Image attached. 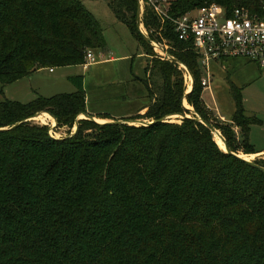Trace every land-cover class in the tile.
I'll return each instance as SVG.
<instances>
[{"label": "trees", "instance_id": "trees-1", "mask_svg": "<svg viewBox=\"0 0 264 264\" xmlns=\"http://www.w3.org/2000/svg\"><path fill=\"white\" fill-rule=\"evenodd\" d=\"M107 1L153 56L143 79L150 103L123 119L153 123L82 118L73 135L57 138L28 120L49 112L56 127H73L87 113L80 76L73 92L0 100V264H264V172L221 148L196 115L159 121L189 113L186 98L232 151L256 153L249 138L262 121L246 113L242 87L229 79L232 124L214 121L192 42L179 38L172 21L160 30L145 9L150 40H167L194 77L186 94L180 64L155 56L138 30V0ZM213 3L229 16L239 8L264 16V0H175L171 15ZM90 49L107 51V39L83 0H0L2 85L43 67L84 64ZM255 162L264 167V159Z\"/></svg>", "mask_w": 264, "mask_h": 264}, {"label": "rangeland", "instance_id": "rangeland-1", "mask_svg": "<svg viewBox=\"0 0 264 264\" xmlns=\"http://www.w3.org/2000/svg\"><path fill=\"white\" fill-rule=\"evenodd\" d=\"M83 2L101 22L107 39V51L93 50L95 60L98 62L87 68L84 64L55 67L54 71L44 67L10 84L2 85L0 82V100L8 98L27 103L38 96L73 92L77 88L73 78L80 76L86 93L87 114L104 113L115 117L113 119L131 117L136 115L142 106L150 103L143 79L146 78V67L151 59L145 53L143 43L124 22L117 19L107 0H83ZM144 12L143 9L142 18ZM143 31L148 33L144 26ZM155 53L159 54L156 50ZM112 56L114 59H109ZM202 70L203 84L209 85L204 91L203 100L213 120L221 124H232L230 119L235 112V103L230 93V79L242 87L246 113L255 115L262 121L261 124L252 125L249 142L256 152L264 149V68L256 61L244 57L213 60L209 69V83L204 82L208 77L205 67H202ZM184 78L189 90L192 82L190 74L185 72ZM186 103L189 108H193L188 101ZM175 114L177 115L172 114L174 116L168 120L182 123L183 118L180 115L182 113ZM186 114L192 117L196 115L193 111ZM139 119L150 121L148 118ZM32 121L48 125L50 135L57 138L70 136L76 127V124L73 127H54L56 121L54 123H45L41 119ZM234 129L242 140L240 129L238 127ZM250 159L254 161L264 159V153Z\"/></svg>", "mask_w": 264, "mask_h": 264}, {"label": "built area", "instance_id": "built-area-1", "mask_svg": "<svg viewBox=\"0 0 264 264\" xmlns=\"http://www.w3.org/2000/svg\"><path fill=\"white\" fill-rule=\"evenodd\" d=\"M174 1L141 0L142 12L143 9L150 8L159 19L160 30L168 20L172 21L179 38L192 42L193 48L199 54L200 68L205 67L208 73L205 83H209L210 62L213 60L244 57L256 61L264 68V16L252 15L244 8L236 9L233 15L229 16L223 6L213 3L173 17L171 11ZM151 42L154 51L159 53H155V56L172 60L166 54L170 48L167 40L154 39ZM158 47H162L163 51ZM93 60V50L90 49L86 54L84 66L87 67ZM180 68L189 72L181 64Z\"/></svg>", "mask_w": 264, "mask_h": 264}, {"label": "water", "instance_id": "water-1", "mask_svg": "<svg viewBox=\"0 0 264 264\" xmlns=\"http://www.w3.org/2000/svg\"><path fill=\"white\" fill-rule=\"evenodd\" d=\"M137 27H138V30H139V31L141 32V34L143 35L144 39H145L146 41H149V42L151 43V45H153L152 42H151L152 40H150V38H149V35H148L146 32L143 31L141 0H138V8H137ZM166 54H167V56H168L170 59H172L173 61L178 62L179 64L185 66V67L188 69V71H189L188 73L190 74V77H191V80H192V82H191V88H190L189 90H187V92H186V94H188V93L192 90V88H193V86H194V77H193L191 71L189 70V68H188L184 63L179 62V61H178L174 56H172L170 53H166ZM186 101H187L186 98H184V100H183V104H184V106H185L187 109H189L190 111H193V112L196 114V116L193 117V118H194L195 120H197V121L203 123L205 126H207V127L211 130V132L214 134V136H215V134H218V135L222 138V140H223V142H224V146H225V148H224L225 151H227V152H229V153H232V154L236 155L237 157H239V158L245 160L246 162H248V163L251 164L252 166L257 167V168H259L260 170H262V171L264 172V167L261 166V165H259L258 163H256L254 160H252V159H250V158H247V157H245L244 155H242V154H240V153H237V152H235V151H232L231 148L229 147V145L227 144V141H226L225 137L223 136V134L221 133V131H220L219 129H217V128L214 126L213 123H211V122L205 120L202 116H200L199 114H197L194 108H189V107L187 106V104H186ZM41 113H42V112H38V113H36L34 116L30 117L28 120H36V117H38ZM48 113H49V112H48ZM49 114L55 119V121H56V125H57V118H56L54 115H52L51 113H49ZM83 114L86 116V118H89V119H91V120H95V121H97L96 118H95L93 115H90V114H87V113H83ZM174 115H177V114H174ZM174 115H172V114H171V115H167V116H165L164 118L159 119V121H169L168 119H169L170 117L174 116ZM180 115L182 116V118L192 117V116H189V115H187V114H180ZM80 119H82V118L78 116L77 119H76V123H75V124H76V128H75V130L70 134V136L73 135V134L77 131V129H78V127H79V120H80ZM97 122H99V121H97ZM100 123H113V124H124V123H128V124H132V123H133V124H135V123H141L142 125H149V124L153 123V121H147V120H144V119H134V120L112 119V120L105 121V122H100ZM17 124H18V123H17ZM17 124H16V125H17ZM56 125H55L54 127H56ZM5 129H6V128H5Z\"/></svg>", "mask_w": 264, "mask_h": 264}, {"label": "crops", "instance_id": "crops-1", "mask_svg": "<svg viewBox=\"0 0 264 264\" xmlns=\"http://www.w3.org/2000/svg\"><path fill=\"white\" fill-rule=\"evenodd\" d=\"M146 54H147V52H145ZM147 56H149L150 57V59L152 58V55H150V54H147ZM109 59H111V60H113L114 59V57L112 56L111 58H109ZM109 59H105V60H109ZM98 61H96L95 60V57H94V60L93 61H91L88 65H87V67H89V66H91L92 64H95V63H97ZM212 65V61L210 62V66ZM66 67H68V66H66ZM85 67V66H84ZM87 67H85V68H87ZM44 68V67H43ZM47 68H49V67H47ZM41 69V68H40ZM50 69V71H54V69L53 68H49ZM51 69H53V70H51ZM202 70V69H201ZM37 71H39V69L37 70ZM37 71H35L34 73H36ZM202 72H203V70H202ZM34 73H32V74H34ZM31 74V75H32ZM204 74H205V72H204ZM211 81V80H210ZM209 86V85H208ZM208 86H205V89L208 87ZM205 89H204V91H205ZM203 94H204V92H203ZM86 101H87V99H86ZM86 104H87V102H86ZM148 104V103H147ZM147 104H145L144 106H142L139 110H138V113H144L145 112V110H146V108H144ZM104 113H100V114H94L93 116L95 117V118H97V119H102V120H104V121H109V120H112L113 118H115V117H112V118H103V117H101V115H103ZM223 118H224V116H222ZM120 118H122V117H119V118H116V119H120ZM126 118V117H125ZM123 119V118H122ZM230 121H231V119H230ZM76 128V127H75ZM75 130V129H74ZM264 153V149H261V150H259L258 152H256V153H250V154H247V155H249L250 157H251V155H254V156H256V155H259V154H263ZM243 154H245V153H243ZM249 157V158H250Z\"/></svg>", "mask_w": 264, "mask_h": 264}, {"label": "bare ground", "instance_id": "bare-ground-1", "mask_svg": "<svg viewBox=\"0 0 264 264\" xmlns=\"http://www.w3.org/2000/svg\"><path fill=\"white\" fill-rule=\"evenodd\" d=\"M159 48V50L160 51H163L162 50V47H158ZM191 88V86L189 87V89ZM187 104V103H186ZM79 117H86L84 114H80L79 115ZM36 119H41L42 120V122H45V123H49V122H51V123H54L55 122V119L48 113V112H42L38 117H36ZM96 120L97 121H99V122H104V120H102V119H97L96 118ZM56 124V123H55ZM215 139H216V141L218 142V144L221 146V148H225V146H224V142H223V140H222V138L218 135V134H215ZM240 154H242V155H244L245 157H247V158H249L250 156L249 155H247V154H243V153H240ZM254 155H251V157H253Z\"/></svg>", "mask_w": 264, "mask_h": 264}]
</instances>
